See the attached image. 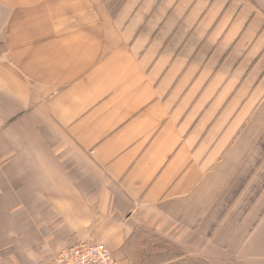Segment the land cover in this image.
<instances>
[{
	"label": "crops",
	"instance_id": "0c3cea01",
	"mask_svg": "<svg viewBox=\"0 0 264 264\" xmlns=\"http://www.w3.org/2000/svg\"><path fill=\"white\" fill-rule=\"evenodd\" d=\"M262 139L264 0H0V264H264V194L224 208Z\"/></svg>",
	"mask_w": 264,
	"mask_h": 264
},
{
	"label": "rangeland",
	"instance_id": "374dc122",
	"mask_svg": "<svg viewBox=\"0 0 264 264\" xmlns=\"http://www.w3.org/2000/svg\"><path fill=\"white\" fill-rule=\"evenodd\" d=\"M259 147V148H258ZM258 150H260V156L257 159V165L260 167L259 172H257L258 179L253 182L247 181L246 175L243 174L242 177L236 183V187L227 190L226 200H225V211H228L230 204V199L232 201L237 197L239 199V211L241 214L251 206L255 199L264 194V139L259 141ZM256 174V173H255ZM250 184V185H249ZM243 198L242 200H240ZM233 204V203H232ZM157 239L150 235H143L135 237V239L130 242L127 247V258L123 259V264H164L180 256V253L175 251V247L169 242V240L163 238ZM58 255V254H57ZM56 255V256H57ZM53 256L47 264H54ZM121 260V259H120ZM122 262V260H121ZM175 264H207L201 263L196 260H186L183 263L177 262Z\"/></svg>",
	"mask_w": 264,
	"mask_h": 264
},
{
	"label": "built area",
	"instance_id": "2783aa9c",
	"mask_svg": "<svg viewBox=\"0 0 264 264\" xmlns=\"http://www.w3.org/2000/svg\"><path fill=\"white\" fill-rule=\"evenodd\" d=\"M54 264H122L102 242H83L63 250Z\"/></svg>",
	"mask_w": 264,
	"mask_h": 264
}]
</instances>
